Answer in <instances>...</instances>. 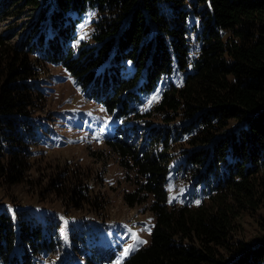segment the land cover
<instances>
[{
  "label": "trees",
  "instance_id": "1",
  "mask_svg": "<svg viewBox=\"0 0 264 264\" xmlns=\"http://www.w3.org/2000/svg\"><path fill=\"white\" fill-rule=\"evenodd\" d=\"M89 12L90 40L79 42ZM22 15L30 24L16 45L8 42L14 32L0 36V188L27 179L43 65L64 68L119 117L165 77L186 73L141 117L180 122L182 171L202 197L197 206H169L168 136H149L141 148L118 138L122 164L144 180L125 201L134 207L151 196L155 215L150 244L122 264H264V0H0V23ZM250 215L260 238L245 244L236 235ZM58 237L0 208V264H34L56 253ZM116 258L98 248L86 264Z\"/></svg>",
  "mask_w": 264,
  "mask_h": 264
},
{
  "label": "rangeland",
  "instance_id": "2",
  "mask_svg": "<svg viewBox=\"0 0 264 264\" xmlns=\"http://www.w3.org/2000/svg\"><path fill=\"white\" fill-rule=\"evenodd\" d=\"M29 20L25 15L9 18L0 23V36L14 32L8 42L16 45L28 30ZM94 20L90 12L81 18L79 42L90 40ZM192 55L196 56L194 45ZM42 70L36 79L41 100L32 109L37 135L27 179L21 185L0 188V208L10 214L22 212L57 229L58 250L34 264H86L98 248L114 250L117 258L112 264H122L150 244L155 215L151 196L134 207L125 201V195L144 180L122 164L114 147L117 140L123 137L141 148L149 136H168L169 206H197L202 197L182 171V152L188 148L180 122L166 124L160 117H141L151 113L166 89L181 86L186 73L175 71L165 77L152 93L131 103L129 115L119 117L88 98L64 68L46 64ZM190 71L191 65L186 72ZM256 219L252 215L242 218L237 240L252 244L260 238ZM129 245L134 247L125 254Z\"/></svg>",
  "mask_w": 264,
  "mask_h": 264
},
{
  "label": "snow or ice",
  "instance_id": "3",
  "mask_svg": "<svg viewBox=\"0 0 264 264\" xmlns=\"http://www.w3.org/2000/svg\"><path fill=\"white\" fill-rule=\"evenodd\" d=\"M134 239H138V238L134 237ZM139 242L146 243V241H139ZM133 247H134L133 245H129V247L124 250L125 254H127Z\"/></svg>",
  "mask_w": 264,
  "mask_h": 264
}]
</instances>
